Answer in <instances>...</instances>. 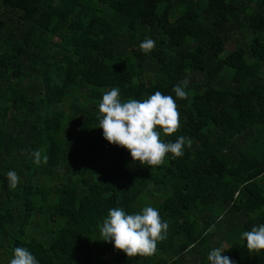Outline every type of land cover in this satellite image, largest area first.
<instances>
[{"label": "trees", "instance_id": "1", "mask_svg": "<svg viewBox=\"0 0 264 264\" xmlns=\"http://www.w3.org/2000/svg\"><path fill=\"white\" fill-rule=\"evenodd\" d=\"M185 76L180 127L160 137L190 138L183 156L150 168L103 138L106 91L175 97ZM145 205L168 223L152 255L102 240L109 209ZM258 224L264 0H0V264L16 246L40 264H209L216 247L235 264H264L240 238Z\"/></svg>", "mask_w": 264, "mask_h": 264}, {"label": "clouds", "instance_id": "2", "mask_svg": "<svg viewBox=\"0 0 264 264\" xmlns=\"http://www.w3.org/2000/svg\"><path fill=\"white\" fill-rule=\"evenodd\" d=\"M155 41L148 38L141 42L140 49L148 53ZM189 79L187 76L180 84L173 86L175 97L162 94L157 90L146 99L121 98L120 89L113 87L102 95L97 105V126L102 129L103 138L110 144L124 147L129 151L133 162L145 164L150 168L165 163L166 157L176 159L184 155V148L191 145V139L178 136L174 141L162 140L161 133L171 135L180 127V114L176 98H186ZM34 163H41V153L34 150ZM47 160V156L43 157ZM9 187L15 188L19 175L15 170L6 173ZM167 221L163 220L159 209L145 205L139 211L127 212L123 207L109 209L108 215L100 226L103 241L113 244L127 256H150L156 251L158 241L166 238ZM249 251L264 250V224L254 225L251 230L241 233ZM227 249L219 247L209 250V264H235ZM9 264H40L39 259L24 246H16Z\"/></svg>", "mask_w": 264, "mask_h": 264}, {"label": "rangeland", "instance_id": "3", "mask_svg": "<svg viewBox=\"0 0 264 264\" xmlns=\"http://www.w3.org/2000/svg\"><path fill=\"white\" fill-rule=\"evenodd\" d=\"M66 103H67V102H66ZM66 103H65V104H66ZM66 105H67V104H66Z\"/></svg>", "mask_w": 264, "mask_h": 264}]
</instances>
